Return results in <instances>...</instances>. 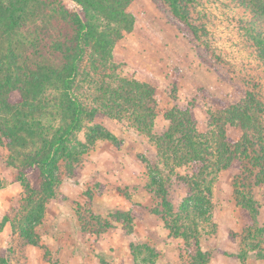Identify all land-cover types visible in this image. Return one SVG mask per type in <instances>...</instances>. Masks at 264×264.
Returning a JSON list of instances; mask_svg holds the SVG:
<instances>
[{"label":"trees","instance_id":"16d2710c","mask_svg":"<svg viewBox=\"0 0 264 264\" xmlns=\"http://www.w3.org/2000/svg\"><path fill=\"white\" fill-rule=\"evenodd\" d=\"M70 1L78 6L74 13L62 0H0V146L5 143L14 154L16 181L24 191L21 203L11 211L13 217L6 214L0 222V232L9 224L29 243L63 177H77L78 166L96 142L117 143L115 136L94 123L103 116L125 120L156 151V162L146 166L149 203L115 212L113 222L132 233L133 222L147 211L161 219L170 237L184 242L190 264H208L211 256L200 247L198 226L210 222L216 175L239 167L242 177L232 183L235 207L243 211L235 256L242 263L249 256L263 258L264 226L259 223L254 188L263 190L264 197V104L247 98L209 112L208 128L202 132L190 106L179 105L174 96L175 104L163 114L168 128L155 134L159 116L155 89L121 79L112 62L115 45L134 28L128 8L135 0ZM158 1L193 37L200 36L201 27L195 26L191 15L197 0ZM239 1L264 18V0ZM257 41L264 64V40ZM87 89L91 95L84 96ZM226 126L241 130L239 141L227 136ZM188 167V175L177 171ZM174 185L186 191L177 210L169 199ZM95 220L101 232L111 227L108 220ZM133 246L135 264H156L152 249ZM0 264H9L1 250Z\"/></svg>","mask_w":264,"mask_h":264},{"label":"rangeland","instance_id":"374dc122","mask_svg":"<svg viewBox=\"0 0 264 264\" xmlns=\"http://www.w3.org/2000/svg\"><path fill=\"white\" fill-rule=\"evenodd\" d=\"M62 2L70 13L78 9L70 0ZM128 11L135 18L134 28L115 45L112 62L115 75L121 79L137 80L155 89L159 115L155 134L168 128L163 114L175 104L174 96L179 105L190 106L196 127L202 132L208 128L209 112L247 98L264 104V64L257 48V40H264V18L254 15L245 3L197 0L191 10L195 26L201 27L197 38L158 0H135ZM87 95H91L88 89L84 93ZM94 123L115 136L117 143L96 142L78 166L77 177H63L55 198L46 205L43 220L32 230L29 243L9 224L3 228L0 250L8 255L9 264H135L128 245L152 249L156 264H188L184 242L171 238L161 219L147 211L141 220L133 222L140 239L132 238L134 230L130 233L112 221L111 215L121 209L149 203L146 166L156 162V151L125 120L99 116ZM226 133L233 141H239L242 135L239 128L230 126H226ZM83 134L79 136L81 141ZM90 161L97 163L98 171L90 166ZM16 166L14 154L3 143L0 222L6 214L13 217L11 211L24 198L16 181ZM177 171L180 175L191 173L189 167ZM242 172L239 167L230 168L218 173L213 181L210 222L198 226L202 230L200 247L211 257L220 251L238 253L243 211L235 207L232 183L235 177L239 182ZM185 196L182 185L170 189L169 199L175 210ZM254 198L260 204L262 225L263 190L254 188ZM97 217L110 221L111 227L101 232ZM252 257L246 259L248 263H254Z\"/></svg>","mask_w":264,"mask_h":264},{"label":"crops","instance_id":"0c3cea01","mask_svg":"<svg viewBox=\"0 0 264 264\" xmlns=\"http://www.w3.org/2000/svg\"><path fill=\"white\" fill-rule=\"evenodd\" d=\"M90 163V166L92 167V168H94V170H99V168L100 167H98V165H97V163L96 164H94V161H90L89 162ZM114 165H116V163L114 164ZM123 176H125V174L123 175ZM147 195H149V193L147 192ZM134 197V196H133ZM132 196H131V199H132V201H133V198ZM126 199V198H125ZM127 208V207H126ZM121 210H125V209H121ZM128 210V209H127ZM127 210H125V211H127ZM234 220V219H233ZM260 222H262V219H260ZM262 224V223H261ZM262 226H264V222H263V224H262ZM135 228L136 227H134L133 228V230H134V232L131 234V236H132V238H133V236H134V238H138V239H140V236H138V235H136V233H135ZM168 235H169V232H168ZM171 238H173V237H171ZM175 239V238H174ZM178 240V239H177ZM179 240H181V239H179ZM133 241H135L134 239H133ZM182 241V240H181ZM183 242V241H182ZM127 250H128V252H129V254L131 255V248H130V245H128L127 246ZM132 256V255H131ZM250 257V256H249ZM248 257V258H249ZM133 258V257H132ZM253 259H254V263L252 262V263H248L247 262V260H245V262L244 263H242L235 255H232V254H229V253H227L226 251H220V252H218L217 254H215L213 257H211L210 258V261H209V263L208 264H264V257L263 258H254V257H252ZM188 264H190V262L188 263Z\"/></svg>","mask_w":264,"mask_h":264}]
</instances>
